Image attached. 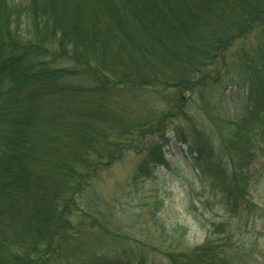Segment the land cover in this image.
Instances as JSON below:
<instances>
[{
    "label": "trees",
    "instance_id": "obj_1",
    "mask_svg": "<svg viewBox=\"0 0 264 264\" xmlns=\"http://www.w3.org/2000/svg\"><path fill=\"white\" fill-rule=\"evenodd\" d=\"M140 100L158 117H134ZM169 133L228 218L257 208L264 0H0V264H145L125 246L77 239L113 232L98 203L102 172L131 151L136 177L163 166ZM236 251L221 221L200 245L163 254L245 264Z\"/></svg>",
    "mask_w": 264,
    "mask_h": 264
},
{
    "label": "rangeland",
    "instance_id": "obj_2",
    "mask_svg": "<svg viewBox=\"0 0 264 264\" xmlns=\"http://www.w3.org/2000/svg\"><path fill=\"white\" fill-rule=\"evenodd\" d=\"M223 97V110L235 113V90L228 88ZM133 106L134 117L149 116L150 110L141 100L134 101ZM157 117L158 113L145 122ZM195 118L203 123L200 116ZM167 136L170 140L163 166H154L148 174L136 177L133 172L139 156L131 151L98 179L99 208L111 213L108 227L118 238L112 237L113 232L96 229L80 234L77 242L88 250L96 244L110 249L122 245L134 254L135 261L139 258L145 264H168L164 251L200 245L217 224L230 221L237 262L264 264V159L256 158L249 166V171L255 173L249 198L257 208L230 219L214 192L201 185L197 165L187 148L177 143L172 133ZM61 263L54 259L47 264Z\"/></svg>",
    "mask_w": 264,
    "mask_h": 264
}]
</instances>
